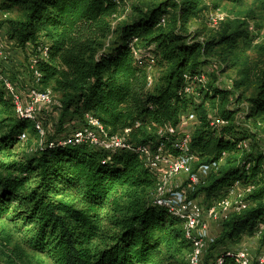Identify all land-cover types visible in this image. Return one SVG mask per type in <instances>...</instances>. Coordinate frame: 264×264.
<instances>
[{
	"label": "trees",
	"instance_id": "1",
	"mask_svg": "<svg viewBox=\"0 0 264 264\" xmlns=\"http://www.w3.org/2000/svg\"><path fill=\"white\" fill-rule=\"evenodd\" d=\"M200 2L160 0L114 28L121 8L113 0H1L0 10L23 9V17L10 23V38L37 55L41 78L33 76V86L60 94L61 112L78 123L66 136H51L35 147L32 137L42 139L36 124L16 114L12 94L0 83V155L5 160L0 162V221H20L26 228L24 244L52 264H172L191 259L194 252L184 220L155 204L156 177L138 154L69 141L88 113L109 136L126 138L136 148L165 140L161 130L177 126L194 106L200 121L191 142L196 168L223 153L228 157L195 189L193 199L203 196L209 207L236 181L254 186L247 209L222 222L210 246L219 249L215 264L220 258L237 264L229 247L243 244L246 236L264 243V151L240 147L246 139L251 147L262 140L254 131L239 129L238 111L225 108L223 90H203L200 104L184 94L186 74L199 73L249 38L243 24L201 42L189 28ZM134 38L154 47L155 59L165 68L157 85L149 86V71L134 58ZM41 46L49 48L46 60L40 59ZM214 98L223 103L215 115L233 124L212 128L206 104ZM247 103L249 119L264 118V75ZM21 144L27 152L22 155L15 151Z\"/></svg>",
	"mask_w": 264,
	"mask_h": 264
},
{
	"label": "rangeland",
	"instance_id": "2",
	"mask_svg": "<svg viewBox=\"0 0 264 264\" xmlns=\"http://www.w3.org/2000/svg\"><path fill=\"white\" fill-rule=\"evenodd\" d=\"M158 2L160 0H136L121 8L119 16L114 20V28L136 19L138 9L147 11ZM200 3V13L192 19L189 28L191 32L201 35V42L218 38L230 26L233 28L245 25L249 38L240 39L237 47L231 51L227 50L230 52L220 54V57L204 67L209 73L207 88L214 87V89L223 90L227 97L224 103L225 108L238 111V115H246L244 120L239 119L238 127L242 131H254L262 140L263 143H255L250 150L264 151V118L261 117L259 121L249 119L250 106L247 103L249 98L256 95L264 75V0H201ZM23 14V9L19 7L13 10H0V38L4 42V55L0 58V83L9 81L17 91L26 95L33 86L32 60L37 55L33 56L27 49L21 50L10 38V23L21 19ZM150 66L148 71L154 80V85H157L163 77L165 68L160 66L156 59ZM223 66H226V69ZM50 91L54 105L50 111L41 109L38 112V119L44 124L47 134L43 141L32 137L31 141L35 147L43 144L51 136L58 138L66 136V133L71 130L70 126L73 127L77 123L61 112L59 106L62 96ZM240 96L244 100L239 102ZM201 101L203 102V99ZM201 101L197 100L196 103L200 104ZM209 101L206 104L207 112L218 115L223 104L222 99L214 98ZM245 141H250V139ZM25 146L21 144L15 151L20 155L27 153L23 150ZM33 152L34 150H31L29 154ZM2 161L5 160L0 155V162ZM183 180L186 182V177H183ZM189 198L193 199L192 193L189 194ZM198 198H200V204L208 210L205 197ZM219 212H223V209ZM221 224L218 220L206 218L198 227L196 235L206 232L216 238L221 232ZM25 231L26 228L20 221H0V264H52L48 257L33 252L24 244ZM229 248L232 250L245 248L253 257L264 254V243H260L259 238L255 237L246 236L243 244ZM218 251L219 249H212L209 246L200 259V264H215ZM20 253L25 258H22ZM172 264H191V260L182 257L179 263L172 262Z\"/></svg>",
	"mask_w": 264,
	"mask_h": 264
},
{
	"label": "built area",
	"instance_id": "3",
	"mask_svg": "<svg viewBox=\"0 0 264 264\" xmlns=\"http://www.w3.org/2000/svg\"><path fill=\"white\" fill-rule=\"evenodd\" d=\"M120 8L130 5L136 0H113ZM165 18L161 23L164 25ZM134 58L139 65L149 70L150 65L155 60L154 47H143L138 38H134L130 44ZM4 42L0 38V58L3 57ZM40 59L46 60L49 56V48L41 46L39 48ZM33 76L36 81L41 78V74L37 68L38 60L34 58ZM150 74V73H149ZM184 94L198 100L202 96V91L207 89L209 85L208 70L203 68L195 75L186 74L184 76ZM7 89L13 96L16 114L36 124L38 133L42 137V141L46 136L43 124L38 119V112L41 109H50L54 105L52 92L50 90H41L32 86L26 95L17 91L9 81L4 82ZM154 85L153 78L149 75V86ZM246 115L239 114L235 118V123L240 124V120H244ZM211 126L213 129H221L230 124L222 117L215 114L210 115ZM199 115L194 106H191L180 118L177 126H170L161 130L160 135H166V139L158 144L133 147L126 138L109 136L100 120L93 114H86L84 127L78 129L71 136L69 141L76 145H89L98 150L115 152L119 150H132L140 156L146 166L155 175L157 181V191L155 196V204L167 209L171 214L180 217L185 222L187 231V239L194 242V252L191 256V264H200L204 252L215 241V237H211L205 233L196 235L198 227L206 218L218 220L222 223L232 213H241L249 206L248 195L254 190V186L245 185L242 181H236L229 186L219 198L214 199L208 210L202 206L198 199H190L189 194L204 184L209 176L219 170L228 157L227 153H223L218 159L208 163L201 164L196 168L198 158L192 149L191 142L195 130L199 126ZM22 139L26 140L27 135H22ZM240 147L250 151V141L241 142ZM186 177V183L183 180ZM223 209V212H219ZM260 235V233H259ZM237 264H264V254L261 253L257 257H253L251 253L245 249H237L232 253ZM217 264H224L222 258L218 259Z\"/></svg>",
	"mask_w": 264,
	"mask_h": 264
},
{
	"label": "crops",
	"instance_id": "4",
	"mask_svg": "<svg viewBox=\"0 0 264 264\" xmlns=\"http://www.w3.org/2000/svg\"><path fill=\"white\" fill-rule=\"evenodd\" d=\"M247 239V238H246Z\"/></svg>",
	"mask_w": 264,
	"mask_h": 264
}]
</instances>
